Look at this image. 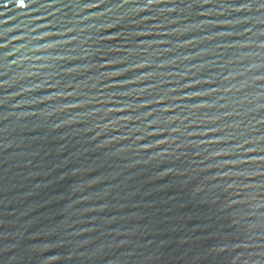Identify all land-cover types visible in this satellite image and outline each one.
Here are the masks:
<instances>
[{
    "label": "water",
    "instance_id": "95a60500",
    "mask_svg": "<svg viewBox=\"0 0 264 264\" xmlns=\"http://www.w3.org/2000/svg\"><path fill=\"white\" fill-rule=\"evenodd\" d=\"M0 264H264V0H0Z\"/></svg>",
    "mask_w": 264,
    "mask_h": 264
}]
</instances>
